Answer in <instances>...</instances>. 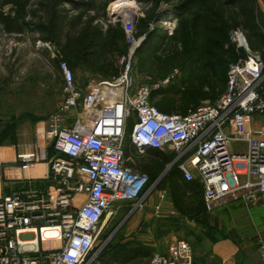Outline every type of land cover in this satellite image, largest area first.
Returning a JSON list of instances; mask_svg holds the SVG:
<instances>
[{"label":"built area","instance_id":"1","mask_svg":"<svg viewBox=\"0 0 264 264\" xmlns=\"http://www.w3.org/2000/svg\"><path fill=\"white\" fill-rule=\"evenodd\" d=\"M134 17L136 11L123 20L128 48L119 56L116 76L90 82L84 91L68 63L59 60L63 100L48 128L37 130L50 143L19 153L16 160L22 170L46 162V184L27 179L21 189L0 195V264H86L113 205L141 201L160 179L151 183L135 167L126 155V137L139 154L176 150L165 170L177 164L186 181H197L206 211L223 199L264 206V64L259 54L250 52L229 65L225 89L215 101H204L185 115L164 113L150 100L159 85L136 81L135 51L146 34L134 36ZM164 24L170 31L174 27ZM73 110L75 116L69 114ZM259 251L264 256L263 240ZM149 264H193L192 247L175 240L167 252L154 253Z\"/></svg>","mask_w":264,"mask_h":264},{"label":"rangeland","instance_id":"2","mask_svg":"<svg viewBox=\"0 0 264 264\" xmlns=\"http://www.w3.org/2000/svg\"><path fill=\"white\" fill-rule=\"evenodd\" d=\"M116 1L0 0L2 150H35L50 143L37 130L48 128L63 100L59 57L77 68L82 58L87 59L82 68L102 72L104 77L119 69V56L128 45L126 22L118 7L112 11ZM130 1L135 2L134 36L148 34L134 56L138 84H158L155 90H167L199 73L219 76L234 60L224 53L230 45L264 54V0ZM184 21L193 33L186 59L180 55ZM164 22L174 23L173 29L168 30ZM126 155L136 156L138 170L150 161L147 152L136 153L129 144ZM163 170L150 173L152 179H162L156 189L179 178ZM187 197V214L169 215V246L179 237L190 241L194 264H264L259 251V241H264V207L252 209L242 201L223 199L206 211L198 205L196 193ZM113 247L116 242L101 233L86 264H149L151 256L116 258Z\"/></svg>","mask_w":264,"mask_h":264},{"label":"crops","instance_id":"3","mask_svg":"<svg viewBox=\"0 0 264 264\" xmlns=\"http://www.w3.org/2000/svg\"><path fill=\"white\" fill-rule=\"evenodd\" d=\"M73 70L77 85L84 91H86L87 85L90 82L101 80L105 76L102 72V74H94L91 70L82 68V66H79V68L74 66ZM158 150L167 153V149ZM27 151H32V149L13 150V153H11L6 148L3 150L0 148V159L2 154L5 157V159H1L2 163L0 165V195L10 189H21L24 187L27 179H32L42 186L46 184L45 177L48 172L46 162L40 161L28 170H22L19 163L16 162L17 155ZM135 157L134 155L131 156L134 165ZM174 181H178L181 185L185 186L184 190L174 189V184H172ZM172 193H175L177 196L179 195L183 199L184 208H186L185 203L190 193H196L199 198L197 203L198 205H202L203 194L201 187L195 182L185 183L179 177L173 179L171 183L164 184V188L156 189L154 187L143 196L141 201L122 200L115 203L112 213L109 216H105L102 220V235L106 234L111 239V242H116L117 247L137 248L139 253L134 254L135 256L131 259L136 260L143 256L148 258L156 252H167L170 243L169 236L171 235L168 232L170 213H180L184 216L187 214L186 209L185 212H180L175 207L172 201ZM162 194L164 195L163 198L161 197ZM260 207L264 206L256 203L252 206V209ZM178 239H183V237H179ZM178 239L176 238L175 240ZM118 258L124 259L121 250L118 253Z\"/></svg>","mask_w":264,"mask_h":264},{"label":"trees","instance_id":"4","mask_svg":"<svg viewBox=\"0 0 264 264\" xmlns=\"http://www.w3.org/2000/svg\"><path fill=\"white\" fill-rule=\"evenodd\" d=\"M181 31H182L181 32L182 48L180 55L182 59H186L193 42V33L189 29L187 21H184L182 23ZM146 36H148V34ZM141 44L138 47V49L141 47ZM126 49L127 48H125V50L122 53H124ZM137 50L135 51V54L137 53ZM224 53H230L234 58L233 62H235L239 59L246 58L250 54V51H246L242 47H235L233 45H230L228 49L224 50ZM259 56L264 64V54H259ZM60 59L65 60L68 63L69 67L74 72L73 67L76 65L68 62L67 58L63 56L58 58L57 67ZM86 60L87 59L82 58L79 66H84L87 62ZM118 73H119V69L114 74L104 77L103 79H110L116 76ZM226 80H227V72L223 70L220 72L219 76H215L214 78L211 77L208 73H199L192 79L182 80L181 83L176 87H171L167 90H152L150 95V100L153 105H155L160 111L164 113H178L181 115H185L204 101H210V102L215 101L224 91L226 86ZM157 95L159 96L158 98ZM129 129H130V125L128 127L127 136L129 134ZM127 144H129V142H128V138L126 137V146ZM49 153L50 155L53 154L52 148L49 149ZM147 153L150 155V161L147 162L148 164L146 163V165L143 166L142 169L139 171L147 173L150 182L153 183L159 178V176L155 179H152L150 173L157 172L160 169H162V167H164L165 170L166 167L174 160L176 154H171L169 153V151H167V153H164L163 151L158 149H149ZM168 172L169 173L172 172L173 174L177 173L185 183L189 182L183 178L182 172L179 170L177 164L171 166L167 170V173ZM161 180L160 179L158 180L156 186H158V183ZM192 182L197 183V185L201 187V185L197 181H192ZM172 184H174V189L180 191H183L185 188V186L181 185L178 181H174ZM172 201L175 207L180 212H185V208L183 207L184 205L183 199L179 197V195L177 196L175 195V193H172ZM202 206L203 209L205 210L203 205V198H202ZM112 250L113 253L116 255L115 256L116 258H118V253L121 250L124 259L126 258L130 259L135 256L134 254L139 253L138 252L139 250L137 248L113 247Z\"/></svg>","mask_w":264,"mask_h":264},{"label":"bare ground","instance_id":"5","mask_svg":"<svg viewBox=\"0 0 264 264\" xmlns=\"http://www.w3.org/2000/svg\"><path fill=\"white\" fill-rule=\"evenodd\" d=\"M135 2L130 0H118L115 3H113L112 11L115 12V9L118 7V15H120L122 20H131L132 16L135 13ZM116 15V14H115ZM169 25V23H168ZM87 112L83 115V118L85 119L87 117ZM1 160V159H0Z\"/></svg>","mask_w":264,"mask_h":264},{"label":"water","instance_id":"6","mask_svg":"<svg viewBox=\"0 0 264 264\" xmlns=\"http://www.w3.org/2000/svg\"><path fill=\"white\" fill-rule=\"evenodd\" d=\"M165 171H166V170H165ZM165 171H164V172H165Z\"/></svg>","mask_w":264,"mask_h":264}]
</instances>
